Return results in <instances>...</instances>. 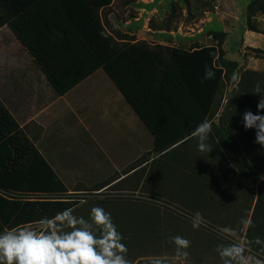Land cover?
<instances>
[{
	"label": "trees",
	"instance_id": "16d2710c",
	"mask_svg": "<svg viewBox=\"0 0 264 264\" xmlns=\"http://www.w3.org/2000/svg\"><path fill=\"white\" fill-rule=\"evenodd\" d=\"M112 3L0 0V29L8 26L13 31L59 94L70 92L103 70L151 133L157 151L171 148L192 136L200 123L209 122L212 133L208 142L217 150L199 157L202 177L206 180L207 174L214 173L222 191L227 189L239 197L247 192L239 190L235 175L259 185L251 216L254 227L247 229L244 240H264V146L255 143L256 130L245 129L242 122L246 111L264 115L257 109L261 96L254 94L257 82L264 88V73L247 70L242 74L216 123L217 99L225 82L232 80L237 64L225 58L221 46L184 50L149 46L145 41L131 44L133 40L110 33L104 23L102 12ZM258 13L264 16V0L248 5L247 21L250 31L264 33L251 21ZM251 50L264 58V50ZM206 68L214 72L213 78L204 79ZM67 192L56 171L0 100V233L51 218L66 208L77 210L80 201L60 197ZM22 194L58 197H12ZM245 199L250 201L248 195ZM251 249L264 255L259 245L252 244Z\"/></svg>",
	"mask_w": 264,
	"mask_h": 264
},
{
	"label": "rangeland",
	"instance_id": "374dc122",
	"mask_svg": "<svg viewBox=\"0 0 264 264\" xmlns=\"http://www.w3.org/2000/svg\"><path fill=\"white\" fill-rule=\"evenodd\" d=\"M252 1L142 0L134 4L117 1L112 8L103 11V19L111 33L133 41L144 40L184 50L221 46L225 58L235 62L237 68L232 80L225 82L217 99L213 120L219 123L242 74L247 70L264 73V58L251 50H264V33L250 31L247 25L248 5ZM134 6L146 10H136ZM111 12L113 15L110 16ZM139 13L142 15L136 20ZM128 20H133V23L128 24ZM251 21L264 31V16L261 13L253 16ZM68 121L67 129L49 127L40 141L34 140L36 148L49 159L48 162L67 187L66 195L60 197L73 198L82 203L77 206L79 208L74 215L88 219L91 209L96 206L111 214L117 231L124 237L122 242L127 246L130 264H149L155 258L164 259L166 264H223L216 247L229 241L222 239L220 230L223 227L237 229L240 239H245L247 229L241 230L240 220L242 217L251 219L258 197V184L235 175L239 190L245 189L246 195L239 197L228 193L227 189L221 192L219 189L209 195L214 200L207 204L200 192L202 161L192 159L189 154L187 161L173 158L176 164L155 163L153 166L149 162L140 170V177L117 183L119 179L115 175L119 172L112 168L113 163L97 150L98 147L91 145L84 129L74 126L70 117ZM133 132L125 129L115 135L118 138L116 151L123 148L125 142L122 143V140L134 138ZM140 132L147 142L151 133L144 127ZM135 133L138 134L137 130ZM104 142L107 144L108 138ZM198 155L201 157L204 153L198 151ZM144 158L151 156L145 154ZM203 163L209 165L204 158ZM121 164L128 169L139 162ZM165 167L162 175L157 174ZM196 173H200L199 181L194 179ZM196 181L200 183L199 187L190 184ZM190 185L192 189H189ZM247 195L253 204L245 199ZM12 197L24 200L58 196L22 194ZM197 212L203 219L200 227L194 229L192 218ZM151 229L154 230L153 235ZM177 235L191 241L186 257H177L175 246L168 240L170 236ZM247 254L264 259V255L253 249Z\"/></svg>",
	"mask_w": 264,
	"mask_h": 264
},
{
	"label": "crops",
	"instance_id": "0c3cea01",
	"mask_svg": "<svg viewBox=\"0 0 264 264\" xmlns=\"http://www.w3.org/2000/svg\"><path fill=\"white\" fill-rule=\"evenodd\" d=\"M117 1L134 4L142 0H113L108 8H112ZM134 8L146 10L139 6H134ZM141 15L142 13H139L135 19H140ZM127 23L131 24L133 20H128ZM140 41L144 40H135L131 44ZM145 42L149 46H166ZM0 100L34 145V140L40 141L49 127L67 129L70 117L74 126L86 131L91 145L98 147L97 150L104 153L105 157L113 163L112 168L119 172L115 175L119 179L117 183L127 178L140 177V170L149 165V162L153 163V166L155 163L166 165L172 162L176 164L177 162L172 160L175 157L176 160L179 158L187 161L186 157L190 158L187 154L192 159H199L200 156L197 140L192 136L162 152L155 149L152 135L145 142L140 132L142 127L146 128L144 123L127 103L114 82L102 70L91 75L70 92L63 95L57 93L46 74L8 26L0 29ZM125 129L134 131V138L122 140V143L125 142L123 148L116 151L115 145L118 138L115 135ZM136 130L138 134L135 133ZM105 138L109 140L107 144L104 142ZM216 150L217 148L213 147L209 153L213 154ZM98 151L95 153H99ZM40 153L49 161L43 152L40 151ZM145 154L150 155L151 158L145 159ZM128 161L139 162V164L126 169L121 163ZM116 163H120V166ZM162 170L157 174L162 175L166 167ZM194 176L195 180H199L200 175L196 173ZM203 180L201 196L207 204H210L212 199L209 195L216 193L219 189L221 192V188L216 182L214 173L207 174L205 182ZM190 184L193 187L200 186L198 181ZM191 185L189 189H192Z\"/></svg>",
	"mask_w": 264,
	"mask_h": 264
},
{
	"label": "clouds",
	"instance_id": "9594fccd",
	"mask_svg": "<svg viewBox=\"0 0 264 264\" xmlns=\"http://www.w3.org/2000/svg\"><path fill=\"white\" fill-rule=\"evenodd\" d=\"M214 77V72L206 68L204 79ZM254 94L261 99L258 112L264 111V88L257 82ZM245 129H255V143L264 146V115L246 111L243 115ZM212 133L209 122L200 123L191 133L196 138L198 151L211 152L208 142ZM73 208L57 212L53 217H44L35 224H28L0 233V264H130L124 237L117 231L111 214L102 207H93L89 218L74 215ZM202 216L197 212L192 218V226L198 229ZM242 229L254 227L250 218L242 217ZM222 239L229 241L217 245L216 251L223 264H264V259L247 253L251 245H259L264 252V240H241L237 229L223 227ZM169 242L175 246L177 257H186L191 241L182 236H170ZM152 264H166L162 258H155Z\"/></svg>",
	"mask_w": 264,
	"mask_h": 264
}]
</instances>
